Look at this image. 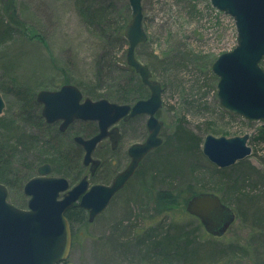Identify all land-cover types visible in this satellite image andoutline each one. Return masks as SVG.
<instances>
[{
  "label": "rangeland",
  "instance_id": "374dc122",
  "mask_svg": "<svg viewBox=\"0 0 264 264\" xmlns=\"http://www.w3.org/2000/svg\"><path fill=\"white\" fill-rule=\"evenodd\" d=\"M16 2L17 5L23 4L26 9L25 16L28 22L23 26V30L31 38L30 45L36 46V49L42 52L44 48L49 47L48 49L55 53L58 67H66L68 63L75 78L74 82L82 86V83L91 84L96 91L95 97L99 96L93 99L84 93V98L92 100L110 98L115 90L123 86L120 83L121 79L122 82L123 79H132L133 84L137 83L136 77L128 69L130 67L127 63L128 40L122 42L117 39L116 34H112V31L120 25L127 21L128 25L131 21L132 8L129 0H0V8L8 19L15 15ZM92 3L95 4L94 8L102 5L108 8L106 27L110 30H105V34L110 35V40L103 37L104 30L89 27L88 19L83 18L82 8L92 6ZM142 7L143 25L148 35V42L137 49L136 56L141 63L149 66L153 78L163 87V108L158 117L164 122V142L173 136L178 123L184 124L187 129L202 139L201 149L208 135L233 138L248 134L250 135L249 146L252 148V156L249 159L254 165L262 167L264 122L249 121L242 116L225 111L220 106L218 98L219 78L212 71L213 63L222 54L231 52L237 46L238 34L234 18L217 10L211 0H142ZM37 35L43 37L44 44L39 41ZM30 45L24 43L17 45L14 50L5 53L4 57L0 55V62L10 64V61L18 60L17 56H20V53L17 50L21 47L27 51L29 50L27 47L31 48ZM10 46H15V43ZM261 66L264 69V60ZM20 70L19 74L23 72ZM0 80L5 89L11 86V81L2 69H0ZM63 85L60 83L59 87L49 90H58ZM2 94L6 105L8 104L11 108L8 115L18 112L20 105L15 103L14 97L5 91H2ZM147 121V116H141L127 123H120L122 139L116 151L111 149V143L107 140L97 148L94 158L102 160L103 165L98 170L96 179H91L92 184L110 185L114 178L126 169L131 161L128 149L134 144L144 143L148 137ZM5 126L6 122L0 123V139L5 137L8 140L9 135ZM72 138L67 136L56 141L49 139V143L40 144L42 147L38 146V153L34 154L36 158L44 156L50 157L48 160H51V156H59L57 149L64 148L66 152L71 149ZM83 154L82 152L81 162L84 158ZM76 173L81 175L77 176ZM76 173L72 175V178H68L72 186L78 184L84 175L89 174L88 170L76 171ZM51 175L61 176L53 172ZM208 177L207 174H197L194 182L177 189L174 200L181 204L187 200L190 193L201 187H208L211 184L213 186L212 182L215 181L208 180ZM115 199L107 211L93 223L86 222L84 225L74 227L76 239L72 244L69 262L127 264L117 257L106 261L111 255L110 249L103 242H100L99 248L96 245L100 237L102 239L109 237L112 231L109 220H113L115 212L108 213L106 217L104 215L116 202ZM9 201L19 208L27 209L28 197L24 191L22 195L17 192L11 193ZM169 206L154 192L152 198L142 197L132 201L129 217L133 224L137 223L141 226L138 231L157 233L156 236L159 232L165 233L169 230L170 224H178L186 233L193 231L192 239L196 242L213 240L222 247L248 244L251 230L239 221H236L224 237L214 238L207 234L204 228L197 229L196 219L183 218L175 211V207ZM185 207L183 205V209ZM171 209L176 212L171 214L176 216L178 223L167 219L164 223L165 230L161 231L158 228L159 223L163 222L164 217H171ZM210 246L213 247V245ZM179 252L181 250H178ZM262 254L264 258V251ZM171 256V264H181L178 261L177 252ZM215 264L257 263L252 256L248 258L238 255L224 258ZM258 264H264V259Z\"/></svg>",
  "mask_w": 264,
  "mask_h": 264
},
{
  "label": "trees",
  "instance_id": "16d2710c",
  "mask_svg": "<svg viewBox=\"0 0 264 264\" xmlns=\"http://www.w3.org/2000/svg\"><path fill=\"white\" fill-rule=\"evenodd\" d=\"M22 5L18 4L14 8L15 15L9 19L0 8V55L3 57L21 43L30 45L31 38L23 30V26L28 21L25 16L26 9ZM94 6L95 4L92 3V6L82 8L83 18L88 19L89 27L104 30L103 37L110 40V35L105 34V30H110L106 27L108 8L103 5L96 6L97 8ZM127 22L112 31V34H116L117 39L122 42L126 41ZM37 37L44 44L43 37L38 35ZM14 43L15 46L11 47L10 45ZM30 46L31 48L27 47L29 49L27 51L21 47L17 50L20 53V56H17L18 60H12L10 64L0 62V69L6 72V77L11 81V86L5 89L0 80V91H5L14 97L15 103L20 105L18 112L10 116L8 113L11 108L7 104L4 112L6 114L0 116V123L6 122L5 127L9 135L8 140L5 137L0 139V183L8 187L10 194L17 192L22 195L26 183L37 176L39 167L45 164L51 166L53 173L66 178H72L76 171L82 172L84 170L81 162L82 150L74 143L72 137L81 134L89 138L98 132L97 124L94 122L76 123L64 134L60 133L56 126L45 122L42 117V106L36 98L41 90L57 88L60 83L74 84L83 94L86 93L93 99L99 96L95 97L96 91L91 84L82 83V86L74 82L75 78L68 63L66 67H58L55 53L48 49L49 47L46 49L43 46L42 52L36 49V46ZM128 69L136 77L137 83L133 84L132 79H123V82L121 79L120 83L123 86L115 90L107 100L118 104H134L149 97V90L142 84L136 71L131 67ZM19 70L22 73L19 74ZM262 133L264 134V128ZM67 136L72 138L69 151L66 152L64 148L57 149L59 156H56L57 158L51 156V160H48L50 157L44 156L36 158L34 153H38L37 147L41 146L40 144L47 145L49 139L56 141ZM201 145V138L187 129L184 124L178 123L173 136L167 138L159 149L151 152L141 163L135 176L126 188L115 196L116 202L104 215L106 217L108 213L115 212L113 220H109L112 226L109 237L104 239L100 237L96 243L98 248L100 242H103L110 249L111 255L106 261L117 257L127 264H171V254L177 252L181 264H215L224 258L238 255L248 258L252 256L257 264L262 262L264 259L262 254L264 251V156L261 158L262 167L254 165L247 158L229 168L221 169L204 156ZM197 174L209 175L207 179L215 181L212 182L213 186L211 184L199 188L190 193L186 201L178 204L174 200L177 189L194 182ZM76 175L81 174L76 173ZM96 176L92 179L95 180ZM154 192L164 199L169 207H175V211L183 218H193L183 209V205L186 206L192 196L204 192L219 195L226 205L233 208L237 214V221L250 228L248 244L222 247L213 240L196 242L192 239L193 231L186 233L178 224H170L169 230L165 233L159 232L158 236L157 233L138 231L141 226L137 223L133 224L129 217L130 204L142 197L152 198ZM175 211L171 209V217H164L163 222L159 223L158 228L161 231L165 230L164 223L167 219L178 223L176 216L171 214L176 213ZM67 218L73 229L74 244L76 239L74 227L89 222L88 216L83 209L77 208L70 209ZM196 220L197 229L202 230L203 226L198 219ZM178 250L181 252L178 253Z\"/></svg>",
  "mask_w": 264,
  "mask_h": 264
},
{
  "label": "water",
  "instance_id": "95a60500",
  "mask_svg": "<svg viewBox=\"0 0 264 264\" xmlns=\"http://www.w3.org/2000/svg\"><path fill=\"white\" fill-rule=\"evenodd\" d=\"M132 19L125 28L129 42L127 63L140 76L150 91V97L133 105L118 104L107 99L94 101L85 98L75 85H64L59 90H41L37 102L42 105L46 123L62 121L61 131L73 122H95L98 133L90 138L77 136L75 143L84 149L83 163L94 176L101 160L94 158L98 145L109 139L116 151L121 140L119 123L129 122L141 115L149 116L148 137L144 143L128 149L130 163L111 185L90 186L88 176L71 186L65 177L52 176V168L45 164L38 176L28 181L24 194L29 198L27 209L9 201V189L0 183V264H75L69 262L72 250V226L67 218L71 208L88 211L93 223L110 206L137 173L147 156L159 149L164 123L157 118L163 107V87L153 78L149 66L141 63L136 50L148 42L144 29L142 0H129ZM219 11L234 18L237 46L222 54L212 65L219 78L218 98L227 112L249 121L264 122V0H211ZM6 102L0 91V116ZM250 135L227 138L208 135L202 146L204 156L216 167L229 168L252 156ZM186 213L199 220L204 230L214 238H222L237 220V214L219 195L204 192L192 196L186 203Z\"/></svg>",
  "mask_w": 264,
  "mask_h": 264
},
{
  "label": "flooded vegetation",
  "instance_id": "af4514ba",
  "mask_svg": "<svg viewBox=\"0 0 264 264\" xmlns=\"http://www.w3.org/2000/svg\"><path fill=\"white\" fill-rule=\"evenodd\" d=\"M149 90V89H148ZM150 92V91H149ZM149 97H150V95H149ZM148 97V98H149ZM147 98V99H148ZM143 100H146V99H143ZM135 104V103H134ZM129 105H133V104H129ZM163 108V107H162ZM161 108V109H162ZM161 109L158 111V113H157V118L159 119V112L161 111ZM141 116H147V115H141ZM141 116H138V117H141ZM138 117H136V118H138ZM148 118H149V116H147ZM136 118H134V119H136ZM44 119V118H43ZM134 119H131L130 121H132V120H134ZM45 120V119H44ZM160 120V119H159ZM46 122V121H45ZM87 122H89V121H80V120H77V121H75V122H73L72 124H70L69 125V127L65 130V131H61V125H62V121H56L55 123H53V124H48V125H54V126H56L58 129H59V131H60V133H66L70 128H71V126H73L74 124H78V123H81V124H85V123H87ZM163 122V121H162ZM95 123V122H94ZM121 123H127V122H124V121H122ZM164 123V122H163ZM119 125H120V123H119ZM120 128V127H119ZM148 129V128H147ZM164 129V128H163ZM120 132H121V129H120ZM98 132H96L94 135H96ZM93 135V136H94ZM121 135H122V133H121ZM77 136H82V137H84V138H88V137H86V136H84V135H81V134H77V135H75L74 137H73V141H74V143H75V138L77 137ZM161 136L163 137V130H162V133H161ZM121 139H122V137H121ZM164 139V138H163ZM107 141H109V143H111L110 142V140L109 139H106ZM106 140H104V141H106ZM104 141H102L101 143H100V145L104 142ZM121 141V140H120ZM76 144V143H75ZM120 144V143H119ZM77 145V144H76ZM99 145V146H100ZM78 147H80L81 148V150H82V152L84 153L83 155H85V152H84V149L81 147V146H79V145H77ZM118 149V148H117ZM102 164H103V162H102V160H101V166H102ZM82 166H83V168H84V170H88V172H89V174H86V175H84L83 177H82V179L85 177V176H88L89 177V180H90V186L91 185H93L92 184V181H91V179L94 177V176H96L97 175V172H98V170L101 168V166L99 167V169L97 170V172H96V174L94 175V176H92L91 175V173H90V167L88 166H85L84 165V163H83V160H82ZM81 179V180H82ZM132 180V179H131ZM113 182V181H112ZM112 184V183H111ZM110 184V185H111ZM129 184V183H128ZM126 188V187H125ZM124 188V189H125ZM122 191V190H121ZM77 208H79V207H77ZM77 208H71V209H77ZM84 210V209H83ZM85 211V210H84ZM86 212V214H87V216L89 215L88 214V211H85Z\"/></svg>",
  "mask_w": 264,
  "mask_h": 264
}]
</instances>
